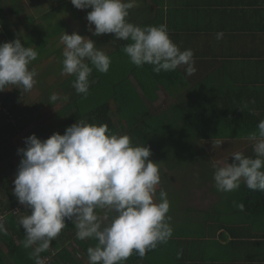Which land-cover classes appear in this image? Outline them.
<instances>
[{"label": "crops", "instance_id": "crops-1", "mask_svg": "<svg viewBox=\"0 0 264 264\" xmlns=\"http://www.w3.org/2000/svg\"><path fill=\"white\" fill-rule=\"evenodd\" d=\"M89 11L91 8H75L70 0H0V43L31 36L33 41L41 42V51L46 47V61L41 55L42 59L30 64L60 68L63 31L93 40L111 58V64L107 73L93 68L89 77L93 90L88 92V101L94 105L98 94L109 96L119 90L123 96L121 108L137 107L136 113L167 120L182 134L175 136V141L183 146L179 159L191 161L192 165L187 163L188 169L183 171L159 168L160 176L170 173V177H178L166 182L170 186H184L187 191L195 187L192 198L196 204L181 209L174 222L179 229L169 239L168 250L175 256V263L264 264V193L262 204L255 201L249 208L244 200L249 189L243 182L235 191L219 192L213 181V166L227 158L231 163L233 152L254 155L246 136L264 120V0H138V6L129 10L128 22L141 27L165 25L181 51H193L196 72L191 76L185 74L184 66L157 75L151 65H133L122 51L128 41L116 40L114 34L94 36L88 31ZM22 17L31 20L24 21ZM49 17L55 19L45 23L48 28L51 25L48 31L56 26L57 32L48 35L39 19L43 22ZM91 27L94 29V25ZM218 32L223 33L222 39L216 38ZM39 37L45 39L37 40ZM66 81L67 78L60 79L59 87L48 92L69 98L74 88L65 91L62 87ZM13 89L9 85L0 95L17 115L16 106L20 107L22 97L15 98ZM103 89L106 90L102 94ZM43 91L46 90L31 92L29 98ZM77 98L73 106H68L67 99L43 107L48 118L46 136L62 133L57 116L66 113L68 118L77 112ZM109 103L115 127L126 131V124L116 115L120 110L117 103ZM19 118L23 120L25 116ZM81 119L86 121L88 117ZM217 141L222 144L218 146ZM198 161H208L204 164L208 169L203 170ZM198 194L202 196L195 200ZM239 204L244 205L243 211ZM165 251L161 250L172 258ZM180 251L182 256L177 259Z\"/></svg>", "mask_w": 264, "mask_h": 264}, {"label": "clouds", "instance_id": "clouds-1", "mask_svg": "<svg viewBox=\"0 0 264 264\" xmlns=\"http://www.w3.org/2000/svg\"><path fill=\"white\" fill-rule=\"evenodd\" d=\"M70 2L77 9L91 8L86 20L92 35L114 34L116 40L128 41L122 51L133 65H151L157 75L181 66L187 76L196 72L193 51H181L165 25L141 27L128 22L129 10L138 6V0ZM216 38L222 39L223 33ZM60 41L64 45L62 74L74 76L73 88L86 96L93 68L107 73L111 58L76 32L63 31ZM37 56L35 47L23 46L20 39L0 43V92L9 85L31 92L37 72L29 65ZM67 99L54 92L49 102ZM246 139L253 156L236 151L231 163L227 158L213 166L217 191H235L243 182L249 190L264 192V120ZM24 144L17 150L22 158L12 191L18 203L30 210L19 217L18 225L25 233L22 246H35L30 254L35 264H45L40 253L49 249L66 221L74 225L77 239L97 241L87 248L88 264H126L134 253L143 259L172 237L170 202L162 188L156 202L161 178L158 163L149 159V147L133 146L129 135L112 133L106 124L84 119L67 127L63 135L53 133L42 140L32 134ZM237 206L244 210L243 204ZM4 222L0 215V234L7 235ZM181 256L182 251L177 252V259Z\"/></svg>", "mask_w": 264, "mask_h": 264}, {"label": "trees", "instance_id": "trees-1", "mask_svg": "<svg viewBox=\"0 0 264 264\" xmlns=\"http://www.w3.org/2000/svg\"><path fill=\"white\" fill-rule=\"evenodd\" d=\"M91 90H93V87L89 88L90 92ZM105 90L106 89L102 90V94L105 92ZM122 97L123 96H120L119 94V90H116L114 94L112 93L109 96L106 94H98L94 101V105H92L89 101L80 105V108H78L77 112L73 113L70 117L63 119V122L59 124L60 129H63L61 135L64 134L67 127L86 116L88 117L86 120L88 123L97 125L106 124L112 133L129 135L133 146L144 144L145 146L149 147L151 151L150 157L152 160L165 165L168 171L172 172L176 168L187 165V163H189L188 160L179 159V156H181L180 150H182L181 148L183 146L175 141V136L182 135L181 132L179 133L177 129H173L171 123L166 122L167 120L162 122L161 120L155 119V117L149 116L146 113H136L137 107H133L129 110H125L124 107L121 108L120 104L123 102ZM111 100L115 101L117 103L118 109H120L116 112V115L126 124V131H123L119 128L117 129L113 123L111 107L109 103ZM0 101L2 106L6 108L14 117L15 121L13 124L6 125L13 126V131L0 126L1 145L9 142L10 139L18 133V129L21 128V119L17 118L14 112H12L11 109L5 104L1 95ZM2 116L3 114L0 113V122L3 119ZM10 167L14 169L16 175V168L13 166ZM1 178L6 181L1 185L2 189L4 190L5 186L8 187V177L3 173L0 176V181ZM263 193L264 192L261 191L251 192L247 190L244 200L246 201L248 207L251 208L255 201L261 205ZM8 196V202L3 206V208L0 207V213H5L4 226L7 230V235L0 234V264H35L34 258H32L30 255L35 246L32 248H24L22 246L25 233L23 228L19 227L18 225L19 217L28 214L27 212L30 210L20 208L17 214H12L10 210L16 206L17 199L13 195V191L12 194L8 192ZM73 240H75L77 244L83 249L86 257H88L87 248L90 246L94 247L97 243V241L94 239H77L74 225L71 223V221H66V227L61 231L58 237L52 241L49 249L40 253V258L50 255L51 264H79V260L77 259V256L79 255L77 253H73L70 248H68L69 242ZM50 250L53 251V255H51ZM161 250H166L164 244L158 245L155 250L148 251L143 259L139 258L134 253L127 259L126 264H162V261L159 260L163 255Z\"/></svg>", "mask_w": 264, "mask_h": 264}, {"label": "rangeland", "instance_id": "rangeland-1", "mask_svg": "<svg viewBox=\"0 0 264 264\" xmlns=\"http://www.w3.org/2000/svg\"><path fill=\"white\" fill-rule=\"evenodd\" d=\"M15 14H17V12H15ZM53 18L54 17L43 18V22H41V20L39 19L40 24L44 23V24L40 25V27H42L47 32L51 25H49V28H48L47 25H45V23L53 21ZM22 20L30 21L31 18L22 17ZM22 23H23V21H22ZM51 30H52V32L48 31V35L51 33L57 32L56 26L51 28ZM15 35H17V33H15ZM20 39H21L22 45H24L25 47H27V46L28 47H35V50L38 53L37 59H35V60H40V59H42V56H43V58H44L43 60L46 61V55L44 54L46 47L42 44V46L45 48L41 51L40 50L41 49V42L40 41H37V42L33 41V37H31V36H27V37L22 36ZM41 39H45V38H43V37L37 38V40H41ZM51 51L53 52L54 48H52ZM29 68H30V70L35 68V70L37 72V75L35 77L37 83L34 85L33 91L31 90V92L36 91V93H38V92H41L43 89L46 91H43L42 93H40L39 96L37 94L38 98L35 95H33V98L30 99L29 93H31V92L24 93L23 91H20L18 88H16V86H13L14 89H13L12 94H13V96H15V98L27 97L26 100H23L21 98L22 103H21L20 107H18V105L16 106V109H18V112H17V115L15 114L17 118H19V116H22V117L25 116L26 119L24 118L23 120H21V128L18 129V133L16 134V135H18L17 138L15 135V137L13 136L9 142H6V143L0 145V176L4 173L8 177V179H7L8 184L6 183L8 187L5 186L4 190L2 189L1 185L4 184L6 181L3 178H1V181H0V207H2V208L9 200L8 192H10L12 194V189L14 188L13 180L15 178V171L10 166H13L17 170L19 162L22 158V155L18 154L17 150L19 148L25 147V144H24L25 138L32 135V134H35L37 138L42 139V140L47 139L49 137V136H46L47 130L44 127L45 124L47 123L46 120L48 119V118H46L47 114H44V112H42L43 107L46 104H50L49 97H50L51 93L48 91L59 87L58 81L60 79H66V78H67L68 82L66 81L64 83L65 85L62 88L65 91H69V89L72 87V81L75 79L74 76L63 75L62 74V66L60 68H57L55 65H51L50 67H48L47 65L41 63V64L36 65L35 67H33V65L30 64ZM8 95H9V92H8ZM90 96H91V93H88L86 96H84L83 94H77L75 89H74L73 92L71 93L70 97L68 98V102H69L68 106H73L74 105L73 102H75V99L77 97H78L77 98L78 105L79 104L82 105L85 102H88V99L90 98ZM36 98H37V102H36ZM33 105H34V107H33ZM59 107L60 106H58L57 108H59ZM90 107H92V106H90ZM65 115H66V113L59 114L57 116V120L60 122H63V119H65ZM6 125H7V123H5L4 119H2V121L0 122V126H3L4 128H6L8 130L12 129V127H13V126H6ZM153 162L157 163L155 160H153ZM196 163L199 166H201V168L203 170L206 171V169H208V167H204V164L207 165L206 163H208V161H198ZM189 165L190 166L192 165L191 161H189ZM189 165H184V167L176 168L175 170H178V169H180L182 171L186 170V169H188L187 167ZM158 167L160 169L167 170V167H165V165H163L162 163H159ZM192 168H195V167H190V169H192ZM169 175H170V173H167L165 175L160 176L161 180H160V184L157 186L156 202H159V200H158L159 191L162 188L167 193V198L170 202V209H169L168 215L171 216V218H172L171 222H170L172 228L173 229L175 228L173 233H176V230L179 228L174 222H175V220H177L178 215L180 213H182L181 209H183L184 206H186V205L191 206L192 203L195 202L192 198L193 197L192 192L195 190V187H193V189H189V191H187V188H185L184 186L179 188L178 185H175L174 187H172V186H170L169 183H166V182H169L172 179L176 180L178 177H172V176L170 177ZM167 176H169V177H167ZM186 179L189 180L191 178L189 176H187ZM174 189H176V190H174ZM201 196H202V194H198L196 196L195 200L198 198H201ZM184 200H186V201L184 202ZM195 204H196V202H195ZM24 209L26 210V207ZM185 211H187V210H184V212ZM179 217H183V216H179ZM203 229H204V226H203ZM168 244H169V241H168V243L164 244L165 249H166L165 252L168 251L169 253H171L168 250V247H167ZM68 248H70V250L73 253H77L79 255V256H77L78 257L77 259L79 260V264H88V257L85 256L83 249L77 244V242L75 240L69 242ZM50 251H51V255H53L54 254L53 251L52 250H50ZM159 260L162 261V264H176L175 263L176 258L173 254H172V258H171V256H168L166 253H164Z\"/></svg>", "mask_w": 264, "mask_h": 264}, {"label": "built area", "instance_id": "built-area-1", "mask_svg": "<svg viewBox=\"0 0 264 264\" xmlns=\"http://www.w3.org/2000/svg\"><path fill=\"white\" fill-rule=\"evenodd\" d=\"M0 113L3 114L2 117H3L4 121H5V123H7V124H13L15 122L14 121V117L9 113V111L6 108H4L2 106L1 101H0ZM20 208L23 209V208H25V206L19 204L18 201H17L16 206L13 209H11L10 212L15 215V214H17L19 212ZM0 215H3L5 217V213H0ZM41 259H43L45 261V264H51V257H50V255L49 256L48 255L47 256H44Z\"/></svg>", "mask_w": 264, "mask_h": 264}]
</instances>
